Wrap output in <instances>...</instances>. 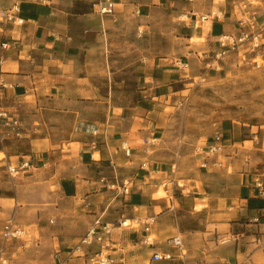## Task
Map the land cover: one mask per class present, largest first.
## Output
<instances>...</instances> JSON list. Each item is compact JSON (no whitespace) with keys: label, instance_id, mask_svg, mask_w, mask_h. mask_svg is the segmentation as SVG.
<instances>
[{"label":"crops","instance_id":"1","mask_svg":"<svg viewBox=\"0 0 264 264\" xmlns=\"http://www.w3.org/2000/svg\"><path fill=\"white\" fill-rule=\"evenodd\" d=\"M19 1L0 0V9L19 4V15L24 18L19 25H0V41L7 43L6 48L0 49V108L6 115L0 118V152L5 153L7 164L17 165L29 154L37 161L44 159L42 165L33 169L50 166L44 178L47 182L57 179L62 193L58 210L64 214L55 219L44 236L45 249L56 254L52 261L45 263L40 259L41 254H34L37 264H89L83 250L95 251L98 246L93 245V250L92 246L84 247L76 253L79 250L75 245L98 216L110 222L126 216L152 219L150 232L157 237L182 234L179 226H169L164 221L166 214L181 211L174 207V200L180 201L183 212L202 200H209L204 205L209 204L213 210L208 212L206 223L223 224L221 235L230 233L232 239L202 254L201 250L191 249L184 239L182 251L169 245L162 247L157 240L152 246H145L139 242V231L117 232L115 229L106 248L114 260L112 264H264V177L224 174L227 181L216 193L207 191L208 198L196 196L199 191H180L178 195L170 193L167 206L165 201L154 199L152 195L168 170L154 171L153 163L158 166L157 157L146 159V155L136 154L161 127L158 116L164 117L167 107L181 103L182 85L187 84L189 76L183 72V67L194 60L182 62L181 58L170 54L142 58L143 62L137 64L138 80L142 82L139 97L132 106L112 102L107 107L101 101L99 90L93 84L92 87L86 85L88 74L84 64H80L79 56L83 55V50H88L90 43L75 40L70 29L73 20L83 22L85 15H89L92 27L83 25L81 36L88 31L99 34L104 20L123 19L128 7L130 14H136L133 19L136 18L137 27H149L155 10L169 8L172 15L181 13L189 19L186 23L191 28L189 37L194 36L199 41L195 47L185 46L189 49L186 53L196 60L202 53L210 57L209 52L217 51L220 36L236 33L238 23L234 22L233 12L238 9L239 0H114L113 12L102 15L94 11L95 3L87 0H52L50 4ZM83 2L92 4L90 13L83 11ZM216 6L219 11L212 17L210 12ZM200 13L206 18L198 20ZM107 99L105 97L104 102ZM97 138L98 148L93 150L92 142ZM124 145L129 147V155L124 153ZM142 160L147 162V172L140 166ZM198 160L201 162L200 158ZM208 161L207 169L212 172L223 166L222 162L220 166L214 164L221 161L219 154ZM106 169L109 175H104ZM4 173L5 169L0 168V181L5 178ZM126 175H131L130 183L140 188V192L132 190L130 195H121V190L115 194L108 188V182L125 179ZM229 177L233 183H229ZM174 178L166 182L173 183ZM256 180L261 181V189L255 186ZM104 195L109 197L103 201ZM13 199L14 203L10 201ZM17 209V198L0 189V220L16 213ZM74 210L80 212L75 218L72 217ZM214 230L220 237L218 228ZM17 243L10 247L9 254L13 255L10 264H21L22 259L28 258H20L15 251ZM155 252L169 254V258L152 260Z\"/></svg>","mask_w":264,"mask_h":264},{"label":"rangeland","instance_id":"2","mask_svg":"<svg viewBox=\"0 0 264 264\" xmlns=\"http://www.w3.org/2000/svg\"><path fill=\"white\" fill-rule=\"evenodd\" d=\"M16 1L20 3L19 0ZM87 1L95 3V0ZM88 2L81 3L86 13H90L89 8H92V4ZM219 2L217 5H222L218 4ZM237 6L238 9L236 8L233 12L234 22L238 23L235 34L238 33L241 22L246 29L253 21L256 24L255 31L259 32L260 44L254 49L244 44L218 59L215 58L218 50L209 52L210 57H205L206 53H202L196 60L194 56L186 53L189 49L185 46L195 47L199 40L194 36L189 37L191 28L186 26L189 19L181 16V13L172 15L169 8L155 10L156 12L152 14L153 19L148 23L149 27L136 26V18L133 19L136 14L129 13L130 7L123 19L117 22L104 20L99 34L96 31V33L88 31L85 36H81L83 25L92 27L93 20L89 15H85L83 22L73 20L70 25L75 40L90 43L88 50H83L82 57L79 56L82 58L80 64H84V71L86 75L88 74L86 85L92 87L93 84L99 90L101 101L107 107L112 102L132 106L136 97H139L142 82L138 80L137 64L143 62V60L140 61L142 58L170 54L181 58L182 62L194 60V63L188 67H183V72L189 76L186 80L187 84L182 85L184 91L179 97L181 103H177L174 107H167L164 110V117L158 116V124L161 127L153 136H150L151 139L146 141L144 148L136 153L138 156L146 155V159L157 157L158 166L156 168V164L153 163L154 171L168 170V173L164 172L165 178L158 182L159 185L152 195L154 199L165 201L167 206L171 199L170 193L178 195L180 191L187 193L195 190L200 192L195 194L196 196L208 198L207 191L216 193L224 181H227L224 174L234 177L236 174L245 173L258 178L264 177V0H239ZM218 11L219 8L216 6L212 8L210 14L215 17ZM198 15L199 19L203 13ZM196 23L198 26L199 22ZM105 97L109 99L104 102ZM0 111L3 110L0 108ZM152 127L153 124H150L149 128ZM217 135L222 142L219 159L223 166L212 172L207 167L201 166L198 150L211 143ZM157 136L160 139H155ZM98 140V138L95 140L97 148ZM22 149L26 151L23 146ZM5 157V153L0 152V168L6 171L5 178L0 181V189L9 196L17 198L18 209L16 213H11L4 220H0V223L13 217L22 229V235L7 241L0 236L3 264H10L9 259L13 256L9 254L12 251L10 247L15 242H19L15 251L20 258L28 257L22 259L21 264H37L38 261L36 262L33 258L34 254H41L40 259L44 263L52 261L56 252H48L45 249L44 236L46 229L54 225L56 218L64 217V214L58 210V203L62 201L60 200L62 199L61 187L57 179L45 181V171L50 166L33 169L37 165H42L45 162L44 159L37 161L31 154L23 157L22 161L31 160V168L22 170L12 177L7 172L9 163L4 162ZM40 157L43 158L45 155ZM60 169L62 168H58ZM104 175H109L108 169L104 171ZM130 176L126 175L125 179L118 181L113 179V183L108 182V188L115 194L121 190V195H130L132 190L140 192V188L130 183L131 180L128 178ZM173 178L175 182H166L172 181ZM228 181L233 183L234 180L229 177ZM124 182H127V191H124ZM170 189L172 191H166ZM49 192L53 195L50 196ZM108 197L109 195H104L102 200ZM10 201L14 203V199ZM198 203L183 212L180 201L174 200V207L181 211L176 212L177 215L173 211L166 214L164 221L169 226H179L180 231H183L182 234L176 232L172 236H181L186 243H189L191 249L197 252L201 250L204 254L206 249H215L216 246L229 242L232 235L230 233L221 235L223 224L206 223L208 212L213 210L208 207L209 204L204 205L209 203V200ZM79 213L74 210L72 217L75 218ZM134 219L138 221H133L126 216L121 220L108 222L116 226L122 220H126V223L130 225L117 228V232L136 229L141 233L142 220L147 218ZM147 221L154 222L152 219ZM215 227L218 228L220 237H217ZM193 229L196 231H192ZM149 236L153 242L157 240L162 247L168 246V237H172L167 234L157 237L154 232H150ZM28 237L30 238L26 240L25 238ZM206 241L209 243L206 244ZM5 243L8 244L7 248ZM76 246L77 244L75 248ZM91 249H94L93 245ZM83 252L88 263L91 264L89 257L94 251L86 253L83 250ZM185 252L186 248H184ZM160 254L163 253L160 252Z\"/></svg>","mask_w":264,"mask_h":264},{"label":"built area","instance_id":"3","mask_svg":"<svg viewBox=\"0 0 264 264\" xmlns=\"http://www.w3.org/2000/svg\"><path fill=\"white\" fill-rule=\"evenodd\" d=\"M42 4H50L52 0H37ZM94 11L98 14H110L113 12L115 1L114 0H97L93 5ZM20 13V5L13 4L8 8L0 9V25L2 24H22L23 19L19 15ZM212 15V14H210ZM217 16V15H216ZM215 16V17H216ZM206 16L202 15L198 20L205 19ZM249 28H243L242 22L240 23V29L237 34H229L222 35L218 40L219 49L215 54V58L223 57L227 55L229 52L235 50L238 47L247 44V46H251L253 49L259 46V32L255 31L256 24L252 21L249 23ZM7 43L0 41V49L6 48ZM0 118H6V115L3 111H0ZM92 148L95 150L96 142H92ZM147 150V148H146ZM123 151L125 155H129V147L123 146ZM222 151V142L220 137L217 135L212 139V142L204 147L199 148L198 154L200 155L201 166L207 167L209 165V159L211 157L216 156ZM221 161H216L214 164L220 166ZM141 167L145 170H148V165L146 161H142ZM31 168V160L25 159L20 162L18 166H12L11 164L7 165V172L10 176H14L22 170ZM255 186L261 189L262 183L259 180L254 181ZM127 182L123 183L124 191H127L126 187ZM133 221H138V219H132ZM126 220H122L118 223V225L114 226L113 223L108 221H104L100 216L96 217L90 226L87 228L84 235L79 239L76 249L81 250L84 247L90 248L92 245H97L98 249L95 250L89 260L92 262L91 264H112L113 258L106 252V248L108 246L109 238L112 237L114 230L120 228L122 226H129V223L125 222ZM52 222V220H50ZM142 228L139 237V242L145 246H152L154 244L153 240L150 239V224L146 220H142ZM134 232H137L135 229ZM22 235V229L15 222L13 217H10L6 221L0 223V236L2 239L7 241L8 239L18 238ZM168 245L172 248L179 249L182 251V238L181 236H172L168 239ZM169 258V254H159L157 252L151 255L152 260H159ZM0 262L2 264L4 261L2 260V250L0 249ZM183 264V263H181Z\"/></svg>","mask_w":264,"mask_h":264},{"label":"bare ground","instance_id":"4","mask_svg":"<svg viewBox=\"0 0 264 264\" xmlns=\"http://www.w3.org/2000/svg\"><path fill=\"white\" fill-rule=\"evenodd\" d=\"M126 222V221H125Z\"/></svg>","mask_w":264,"mask_h":264}]
</instances>
